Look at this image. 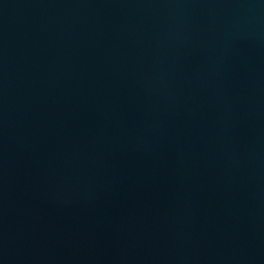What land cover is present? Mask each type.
Listing matches in <instances>:
<instances>
[{
	"label": "water",
	"instance_id": "95a60500",
	"mask_svg": "<svg viewBox=\"0 0 264 264\" xmlns=\"http://www.w3.org/2000/svg\"><path fill=\"white\" fill-rule=\"evenodd\" d=\"M0 264H264V0H0Z\"/></svg>",
	"mask_w": 264,
	"mask_h": 264
}]
</instances>
